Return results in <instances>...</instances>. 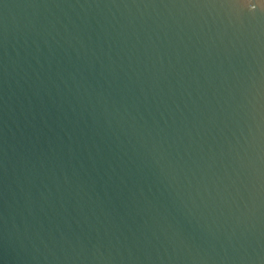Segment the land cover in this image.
<instances>
[{"label": "water", "instance_id": "95a60500", "mask_svg": "<svg viewBox=\"0 0 264 264\" xmlns=\"http://www.w3.org/2000/svg\"><path fill=\"white\" fill-rule=\"evenodd\" d=\"M0 264H264V0H0Z\"/></svg>", "mask_w": 264, "mask_h": 264}]
</instances>
